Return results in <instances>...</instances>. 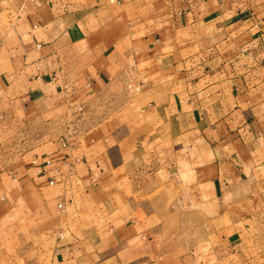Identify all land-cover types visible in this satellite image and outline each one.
<instances>
[{"label":"crops","instance_id":"1","mask_svg":"<svg viewBox=\"0 0 264 264\" xmlns=\"http://www.w3.org/2000/svg\"><path fill=\"white\" fill-rule=\"evenodd\" d=\"M87 259L264 264V0L0 2V264Z\"/></svg>","mask_w":264,"mask_h":264},{"label":"built area","instance_id":"2","mask_svg":"<svg viewBox=\"0 0 264 264\" xmlns=\"http://www.w3.org/2000/svg\"><path fill=\"white\" fill-rule=\"evenodd\" d=\"M62 146H63L64 148H67V147H68V143L65 141V142L62 144ZM50 164H51V161H50V160H47L46 163H45L46 166H48V165H50ZM54 172H55V173H57V172L59 173V169H55ZM41 174H43V175L46 174V170H45L44 168L41 170ZM49 183L52 184V183H53V180H51Z\"/></svg>","mask_w":264,"mask_h":264},{"label":"rangeland","instance_id":"3","mask_svg":"<svg viewBox=\"0 0 264 264\" xmlns=\"http://www.w3.org/2000/svg\"><path fill=\"white\" fill-rule=\"evenodd\" d=\"M1 1H3V2L5 1V2H6L7 0H0V2H1ZM85 261L87 262L86 264H91V262H90L88 259L85 260ZM98 261H99V260H97L96 262H98Z\"/></svg>","mask_w":264,"mask_h":264}]
</instances>
